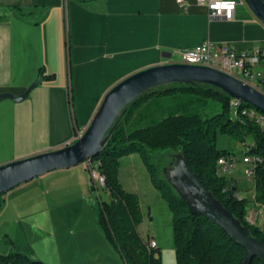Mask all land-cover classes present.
I'll list each match as a JSON object with an SVG mask.
<instances>
[{"label": "crops", "instance_id": "crops-1", "mask_svg": "<svg viewBox=\"0 0 264 264\" xmlns=\"http://www.w3.org/2000/svg\"><path fill=\"white\" fill-rule=\"evenodd\" d=\"M209 1L0 0V93L19 95L41 77V70L45 75L26 98L0 99V165L71 143L116 83L141 69L179 61L182 51L205 40L229 43L238 53L264 50V23L245 0H236L231 18L211 16ZM137 158L122 159L119 177L141 200L139 187H150L134 172L130 162L141 161ZM123 162H129L125 178ZM72 167L46 172L4 193L0 241L14 235L17 220H24L25 231L41 225L38 221L52 229L65 225L58 191L67 186L86 190L91 181L86 167ZM149 191V199L163 202L158 191ZM148 214L152 217L150 209ZM256 216L264 228V209ZM8 246L9 251L13 244Z\"/></svg>", "mask_w": 264, "mask_h": 264}, {"label": "trees", "instance_id": "trees-1", "mask_svg": "<svg viewBox=\"0 0 264 264\" xmlns=\"http://www.w3.org/2000/svg\"><path fill=\"white\" fill-rule=\"evenodd\" d=\"M261 62L264 64V53ZM40 75L38 80L45 77L42 70ZM259 83L264 91V79ZM233 100L211 84L175 82L141 93L116 118L106 144L92 161L105 177L103 188L110 194L109 201H100L99 225L126 264H163L159 246L150 247V237L139 230L143 214L139 194L125 188L119 177L122 159L134 153L172 212L177 264H243L245 248L209 218L189 211L166 179L161 162L155 161V155L163 151L183 152L203 184L264 243V228L247 218L252 200L239 197L237 188L232 189L233 181L218 171L220 157L237 158L217 146V135L223 133L244 143L246 154L259 157L254 167V201L264 203V127L257 118L261 111L247 102L233 105ZM231 110H236L235 119ZM3 195L0 211L5 204ZM0 264L48 263L13 245L6 253L0 251ZM248 264H264V260L254 256Z\"/></svg>", "mask_w": 264, "mask_h": 264}, {"label": "water", "instance_id": "water-1", "mask_svg": "<svg viewBox=\"0 0 264 264\" xmlns=\"http://www.w3.org/2000/svg\"><path fill=\"white\" fill-rule=\"evenodd\" d=\"M264 23V0H245ZM170 56V53L167 54ZM41 80L33 82L24 93H0V99L22 100ZM202 82L216 86L232 98L247 102L264 112V91L215 67L167 62L136 71L116 83L105 94L87 129L75 141L61 147L15 159L0 165V194L46 172L68 168L90 160L106 144L120 112L141 93L163 84ZM163 173L191 213H200L225 230L244 246L243 264L257 256L264 260V243L209 190L191 168L183 152L173 153ZM232 189L235 190L236 182Z\"/></svg>", "mask_w": 264, "mask_h": 264}, {"label": "rangeland", "instance_id": "rangeland-1", "mask_svg": "<svg viewBox=\"0 0 264 264\" xmlns=\"http://www.w3.org/2000/svg\"><path fill=\"white\" fill-rule=\"evenodd\" d=\"M231 74L238 76V70L233 69ZM218 109L219 106L217 105ZM230 116L235 119L236 110H231ZM247 140L252 142V136L248 135ZM217 146L236 154L238 161L227 174V178L238 184L241 195L252 200L250 209L254 213L250 215L254 216L252 217L253 221H255L257 219L255 211L260 209V205L254 201L253 181L246 176L244 171L245 164L242 162L245 149L244 143L227 134L218 133ZM172 154L173 151L171 150L163 151L157 153L154 158L155 161L161 162L164 167L171 161ZM132 155L139 157L136 153ZM137 161L139 162L140 160H132L130 162L134 165L135 174L139 179H144L150 189L158 191L151 183L148 171L142 161H140V166H138ZM127 164L129 162H123L122 164L124 178L126 177L125 168ZM84 167L86 166L82 163L72 168L82 169ZM88 171L90 173L89 169ZM139 188L143 207L139 230L145 237L148 233L156 235L157 239L155 238V240L159 242L163 264H177L172 212L164 200L160 202L158 199H149L151 198L149 188L144 185ZM62 189L58 191L57 195L62 198V204L61 206L58 205V207L66 215L65 225L52 229L45 227L41 221H38L41 225L32 229L28 228L25 231L22 229L24 220H20L21 222L17 220L16 225L13 226L14 235L7 236L8 238L5 237L3 241H0V251L8 252L6 248H9L8 245L11 243L16 245V249L28 253L34 259H41L48 264H126L121 251L107 240L99 225L100 201H109L110 194L99 183L95 184L92 178L86 190L75 186H67ZM256 206L258 209L255 210ZM149 209L152 217L148 214ZM69 214L73 215L72 218L68 217ZM2 235L4 233L0 228V238H2ZM10 237L12 242L8 240Z\"/></svg>", "mask_w": 264, "mask_h": 264}, {"label": "built area", "instance_id": "built-area-1", "mask_svg": "<svg viewBox=\"0 0 264 264\" xmlns=\"http://www.w3.org/2000/svg\"><path fill=\"white\" fill-rule=\"evenodd\" d=\"M236 5V0H210L208 3L211 16H224L227 18L234 17ZM263 53L264 50L260 48L249 52L238 53L229 43L217 45L210 40H205L182 51L180 60L176 62L215 67L230 73L233 69H237L239 72L237 76L238 78L261 90L259 80L264 79V72L261 69V55ZM233 99L234 105V102H237V99ZM252 113H254V110H252ZM257 113L258 121L264 127V117H262L261 113ZM258 159V156L254 157L250 154H246V152H244L242 158V162L245 164V174L248 178L252 179L253 184L255 172L254 167ZM237 161L238 159H234L233 157L230 159L220 157L218 159V171L226 176V174H228L236 165ZM83 164H85L90 170V175L94 183H99L103 187L105 185V177L95 168L93 161L88 160V163ZM258 204L260 205V209L258 212L255 211V215L262 213V209H264V203ZM251 210L252 209L248 210L247 218L253 222L254 216L250 214L254 212ZM149 245L150 247H157L158 243L155 239L150 237Z\"/></svg>", "mask_w": 264, "mask_h": 264}, {"label": "bare ground", "instance_id": "bare-ground-1", "mask_svg": "<svg viewBox=\"0 0 264 264\" xmlns=\"http://www.w3.org/2000/svg\"><path fill=\"white\" fill-rule=\"evenodd\" d=\"M237 102H240V101H239V100H237ZM237 102H236V103H237ZM241 102H242V101H241ZM259 113H261V114H262V117H264V112H262V111H261V112H259ZM90 160H92V159H90ZM84 163H88V160H87V161H85ZM255 221H256V220H255ZM255 221H253V222H255Z\"/></svg>", "mask_w": 264, "mask_h": 264}]
</instances>
